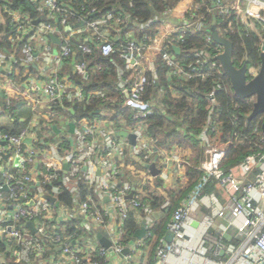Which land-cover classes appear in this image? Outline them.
<instances>
[{
    "label": "built area",
    "instance_id": "2783aa9c",
    "mask_svg": "<svg viewBox=\"0 0 264 264\" xmlns=\"http://www.w3.org/2000/svg\"><path fill=\"white\" fill-rule=\"evenodd\" d=\"M29 1L40 15L37 19L21 11L12 15L15 28L26 43L20 61L14 53L0 50V75L16 85L24 86L35 94L40 105L53 109L55 105H61L62 108L65 102L81 103L91 97H102L99 92L84 93L69 77H60V72L64 61L73 55L72 43H78L80 50L89 54L91 49L88 42H94L97 38L102 43V55H112L116 39L111 37L110 29L117 28L121 20L108 14L96 21L86 22L80 18L75 24H70V9L60 8L58 2L61 0ZM231 8L254 31H257L255 23L264 24V0H235ZM221 9L224 11L225 6L222 5ZM170 16L167 13L156 16L140 25V28L146 29L160 22H163V28ZM39 19H42L41 22L35 25ZM46 21H55V24ZM204 28L203 19L190 21L184 18L171 33L158 54L171 70L168 76L179 77L184 81L197 77L205 79L214 73L226 76L218 59L223 54V48L214 42L213 33L206 37V42L216 46L212 51L192 50L196 65H189L188 70L180 65L174 54L166 51L173 35L183 39L189 33H202ZM116 33H120L119 28ZM214 33L221 36L219 32ZM51 36L58 43L53 42ZM132 36L126 34L129 41L121 51L125 71L131 76L125 78L124 72L119 71L115 88L120 96L121 111L108 108L98 116L72 122L81 125L86 136H97L96 141L91 140L94 151L99 152L104 148L119 156L150 159L148 164H155L159 168L158 177L163 185L168 187L171 184L170 187L175 188L172 172L184 171L186 158L177 147L156 150L154 146L148 118L154 114L157 101L153 98L145 100L143 97L149 84L147 73H151L154 82H157L158 76L155 64H152L146 73L134 78L150 46L147 47L144 40L132 39ZM19 62L26 67L23 73L14 67ZM204 68L207 70L205 73L202 71ZM74 70L83 80H88L89 70L85 63H76ZM256 73L250 70L252 77ZM220 89L221 86L217 85L208 94V117L196 141L205 153V160L200 165L202 182L214 179L216 188L225 195L227 204L222 206L216 195L203 196L202 183L187 197L180 199L171 213L166 233L155 250V264H264V152L246 157L229 173L223 171L222 163L228 144L222 140L220 126L213 119L216 92ZM6 98L10 103L12 98ZM250 99L255 103V98ZM105 101L110 102L107 99ZM125 110L130 111L129 118L123 115ZM3 111L0 102V120ZM17 120L14 119V122ZM2 125L0 122V128ZM51 126L49 121L34 111L31 119L18 132L10 134L0 131V246L6 249L5 252L0 249V264L2 261L4 264H101L97 258L104 259L107 264H148L151 247L147 239L151 237V229L156 222L154 214L165 213L166 209L171 208L172 200L169 196L159 210L152 211L142 203L148 191L145 192L142 186L129 179L120 182L118 176L124 172L104 161L97 153L86 159V171L71 190L73 205L62 207L48 226L44 225L41 216L48 207L45 196L55 195L59 186L52 185L58 180V174L63 175L64 182L66 174L75 167L83 153L81 141H73L67 133H57ZM119 131L134 135L135 145L131 146L127 139L120 138ZM178 131L186 135L184 129L179 128ZM39 133L42 138L38 139ZM262 137L264 139L263 133ZM27 140L30 143H26ZM17 159L22 161L19 167L15 166ZM36 160L45 167V174L28 169V165L31 166ZM66 164L68 172H64ZM48 186L53 188L51 192L46 191ZM81 190L89 195L86 201L79 198ZM205 198L209 199L213 215L200 213ZM106 200L108 202L103 204ZM30 203L33 205L29 206ZM227 210L230 216L225 214ZM130 211L136 212L140 226L146 225V232L143 238L126 243L125 222ZM71 221L81 223L75 233L64 237L62 241L56 230L60 229L61 224ZM28 223L35 224V234L27 228ZM232 231L236 232L235 236L230 234ZM169 232L173 234L171 243L165 240ZM97 233L107 234L111 242L109 248L100 245ZM223 239L229 242L225 245Z\"/></svg>",
    "mask_w": 264,
    "mask_h": 264
},
{
    "label": "trees",
    "instance_id": "16d2710c",
    "mask_svg": "<svg viewBox=\"0 0 264 264\" xmlns=\"http://www.w3.org/2000/svg\"><path fill=\"white\" fill-rule=\"evenodd\" d=\"M181 0H62L59 1V7L70 9V24H75L80 18H84L86 22L96 21L102 16L113 14L115 19L121 22L117 28L110 29L111 37L116 39L114 44V52L109 57H104L101 53V45L99 39L94 42H88L91 53L84 54L80 50L78 43H72L71 48L73 55L64 61V65L60 72V77H69L77 86L81 87L84 93L99 92L102 97H91L81 103H63L55 105L54 110L61 115H66L76 122L83 119L98 116L104 109H114L120 100L118 92L115 90L118 84L119 71L124 72L125 78H129L131 73L125 71V63L121 57V51L129 39L126 34H132V39L142 41L149 47L158 36L163 22L141 29L140 25L146 24L156 16H163L165 13L169 15L180 3ZM234 0H195L193 7L187 12L185 19L196 21L203 19L205 28L202 33H189L184 35L183 39H179L178 35L171 37L170 44H167L166 51L174 54L173 48L177 46L180 49V55L177 58L180 65H184L188 70L189 65H196V59L191 55L192 50L212 51L216 46L206 42V37L214 32H219L222 37L228 39L233 45V64L236 68L244 65L249 70H259L261 66V46L264 40V24L255 23L256 30L249 27V23L242 22L232 10ZM3 8L5 23L0 25V50L6 53H14L16 59L20 61L22 58V48L26 40H22V34L18 33L13 23V14L17 11L27 12L32 15V19H37L39 13L33 3L29 0H0ZM225 6V10L221 6ZM55 24V21H46ZM119 28L120 33H116ZM85 63L89 70V78L87 81L74 70V65ZM22 62L15 65V69L24 72L25 66H21ZM157 71V82H154L151 73H147L149 84L144 92V99L151 98L157 101V105L152 116H149L150 133L154 141L156 150L173 149L177 147L181 150H191L193 157L186 158L187 165L184 169L185 185L177 179L179 189L175 190L181 199L189 195L193 188L202 185L201 194L203 196L217 195L220 193L216 188L214 179H208L202 182L203 172L200 170L201 163L205 160V153L196 136L202 131L206 119L208 117V94L217 85L221 89L216 92V106L213 119L220 126L222 140L228 144L227 153L222 163V169L225 173H229L232 169L239 166L246 157L264 152V139L262 137V124L264 116L259 115L253 120H249V116L253 111L254 102L251 99H240L234 95L229 79L224 75L214 73L203 79L197 77L194 80L184 81L179 77L168 76L171 70L163 62L160 55L155 61ZM205 73L206 68L202 69ZM252 76L249 75V79ZM110 100L106 102L105 100ZM1 105L4 109L1 118H7L11 112L22 111L18 108V102L13 98L11 102L5 97L0 98ZM116 107V112L121 111ZM74 111V115L70 113ZM125 118H129L130 111H123ZM28 122L32 113L28 116H21ZM25 123L20 120L15 121L10 129L0 128L3 133L14 134L18 132ZM179 128L185 130L186 135H182L178 131ZM257 131V132H256ZM46 143V142H45ZM39 148L45 146L36 145ZM155 159V157H154ZM141 163L148 164L151 160L140 159ZM32 165H28L31 169ZM39 171L45 174L44 166L39 165ZM120 182L127 180V175L121 173L118 176ZM175 177V175L173 176ZM63 175L58 174V180L53 183L52 187L61 186ZM176 182V184H177ZM163 184V183H162ZM51 186L46 191L51 192ZM176 187V186H175ZM194 189V190H195ZM193 190V191H194ZM192 191V192H193ZM65 190L59 196L63 197ZM86 191L79 194L82 201H86L88 197ZM172 194H170V197ZM64 198V197H63ZM73 196L70 194L64 198L65 205H73ZM94 199V197L92 198ZM172 206L170 213L154 223L151 229V237L147 239L151 249L147 258L148 264H155L154 254L159 241L165 235L167 224L170 220L171 213L175 209L178 200L171 199ZM142 203L152 211H157L165 203L163 198L157 197L149 192L142 198ZM206 213L211 214L209 210ZM79 221H71L61 224L60 229L56 230V234L64 241V237L76 232V227L80 225ZM126 235L124 242L131 243L135 232L140 227V222L136 217V212L130 211L125 222ZM81 232V231H80ZM77 235H82L78 233ZM101 264H107L104 259L97 258Z\"/></svg>",
    "mask_w": 264,
    "mask_h": 264
},
{
    "label": "crops",
    "instance_id": "0c3cea01",
    "mask_svg": "<svg viewBox=\"0 0 264 264\" xmlns=\"http://www.w3.org/2000/svg\"><path fill=\"white\" fill-rule=\"evenodd\" d=\"M194 2L195 0H181L179 5L169 14L171 16L166 22V25L162 28L158 37L152 43L147 53L145 52V55L143 56V60L141 63L142 65L134 73L133 75L134 78L139 77L142 73H146V69L150 67L152 64H155L158 54L162 50L164 45L166 44L167 39H169L171 33L184 20L187 12L193 7ZM3 15H4L3 8L0 4V25H4L5 23V18ZM0 94H2L3 97L8 96L10 98H13L15 101L18 102V108H22V111H19V112L15 111L13 113L11 112V114H9L7 118H2L0 120L1 125L3 124L1 128L10 129L15 123L14 119H19L22 123H25L24 122L25 118L21 116H28L29 114L36 111V113L41 115L47 122L49 121V123L52 125L51 127L53 129H56L58 133H67L69 136H71L73 141H77V140L81 141L83 145L82 156L77 161V163L75 164V167L70 171V173L66 174L67 177L65 181L64 182L61 181V186L58 188L55 195L50 196V197L45 196L44 198L48 204L47 209L44 211L43 215L41 216L42 222L44 223L45 226H48L52 217H54V215H56L58 211L62 207L65 206L64 198L70 195L71 190L74 187L76 181L79 180L84 175V172L86 171L85 170L86 159L90 155H93L94 153H97L98 156H100L104 161L111 163L115 167L119 168L122 172H124L127 175V179L132 180L133 183L136 185L142 186L145 192L147 190L149 193L157 197L163 198L165 201L169 199L170 194H172L170 199H175V200L180 201L181 197L178 196L175 190L179 189L177 179L180 182V184L182 183L183 185H185L186 183V180L184 177V171L173 170L172 175H175L174 177L175 179L173 181L177 182L176 187L175 188L170 187L171 184L168 185V187H165L160 181L159 177H153L151 175L150 171L145 168V164L141 163L140 159L138 160L137 158L132 157L131 155L130 156L127 155L126 157L119 156L115 152L108 150V149H104V148L99 150V152L94 151V146L91 144V140L95 139L96 141L97 136L95 137L86 136L82 132V126L77 123H74L75 121L73 119L66 116L65 114L64 115L58 114L56 110H54L53 108L49 106L40 105L34 93L25 89L24 86L16 85L12 81H10L7 78L2 77L1 75H0ZM120 101L121 100H119V102ZM119 102L116 104L114 109H116L117 106L119 107ZM106 120L108 121V118ZM72 124L74 125V128H71ZM124 134H127V133L123 131L118 132L119 137L125 140L127 138L123 136ZM39 138H42L40 133L38 134V139ZM180 152H181L180 154L183 155L185 158L193 157V153L189 149L181 150ZM40 164L42 163L39 161L37 162L36 160V162L32 164V169L39 171ZM64 172H67V171L64 170ZM67 184L68 185L70 184V185L67 188L63 196L64 198H63L59 196V194H60L61 189L65 187ZM194 189L195 188H193L189 193H191ZM218 191L220 193V197L217 195L216 196L221 201V205L225 206L227 204L226 203L227 199L225 195H223L219 189ZM206 197H209V196H206ZM48 198H50L51 200H49ZM205 199L206 201L203 202L204 206L201 208L200 213L202 215H213L214 214L213 210L209 208V199L208 198H205ZM96 202L100 205L99 201H96ZM107 202L104 201L103 204H106ZM205 210H209L211 214L206 213ZM169 213H163V214L157 213V214H154V217L156 218V220L160 221L164 217V215H167ZM225 214L230 216V211L227 210ZM140 227L138 228V230L140 229ZM136 232L133 236V239L139 240L135 236ZM215 234L216 235H214V237L217 236V233ZM230 234L232 236H235L236 232L232 231ZM226 239H230V238H226ZM228 242H229L228 240L223 239V244L226 245ZM0 249H2L4 252L6 250L3 245L0 246Z\"/></svg>",
    "mask_w": 264,
    "mask_h": 264
},
{
    "label": "water",
    "instance_id": "95a60500",
    "mask_svg": "<svg viewBox=\"0 0 264 264\" xmlns=\"http://www.w3.org/2000/svg\"><path fill=\"white\" fill-rule=\"evenodd\" d=\"M40 22H41V19L37 20L35 22V25H38V23ZM80 26L81 25H78V27ZM50 38L53 42L58 43V40L55 37L51 36ZM212 38L216 44L222 46L223 48V54L218 59L221 63L224 74L230 81L234 95L240 99L255 98V103L253 105V111L249 116V120L251 121L259 115L264 116V41L262 42L261 54H260L261 66L258 72L254 75V77L249 79V75L251 74H250V70L248 69L247 65H244L243 67L238 69L233 64V61H232L233 45L232 43L228 39L221 37L218 33H213ZM173 52H174L175 58L180 55V49L178 47H174ZM0 97H3V95L0 94ZM70 113L74 115L73 110H70ZM71 128H74L73 124L71 125ZM54 130L58 133L56 129ZM262 133L264 134V121L262 124ZM123 136L129 140L131 146L135 145L134 135L124 134ZM26 143H30V141L27 140ZM137 159L139 160V158ZM21 164H22L21 160L17 159L15 161L16 167H19ZM145 168L150 171L153 177L159 176V170L156 168L155 164H146ZM64 170L68 172L69 168L67 164L64 166ZM98 175H100V172L98 173ZM132 196H133V193L129 196V198L131 199ZM48 199L51 200L50 198ZM107 201L108 200H106V202ZM31 205H33V203L29 204V206ZM169 212H170V208L165 210V213H169ZM26 226L28 229L32 231V233L34 234L36 233L34 223H28ZM145 227L146 225L142 224L140 229L136 232L135 236L137 239H141L144 237L145 232H146ZM96 238L102 247L109 248L111 246V242L105 233H97ZM165 240L166 242L171 243L173 240V234L170 232L167 233V235L165 236ZM2 264H4L3 261H2Z\"/></svg>",
    "mask_w": 264,
    "mask_h": 264
},
{
    "label": "bare ground",
    "instance_id": "6f19581e",
    "mask_svg": "<svg viewBox=\"0 0 264 264\" xmlns=\"http://www.w3.org/2000/svg\"><path fill=\"white\" fill-rule=\"evenodd\" d=\"M70 185V184H69ZM69 185L67 184L65 187H63L62 189H61V191H60V194L62 193V190H67V188L69 187Z\"/></svg>",
    "mask_w": 264,
    "mask_h": 264
},
{
    "label": "rangeland",
    "instance_id": "374dc122",
    "mask_svg": "<svg viewBox=\"0 0 264 264\" xmlns=\"http://www.w3.org/2000/svg\"><path fill=\"white\" fill-rule=\"evenodd\" d=\"M235 1V0H234ZM115 23H112L111 25H114ZM263 24V23H262ZM257 72H258V70H257Z\"/></svg>",
    "mask_w": 264,
    "mask_h": 264
}]
</instances>
